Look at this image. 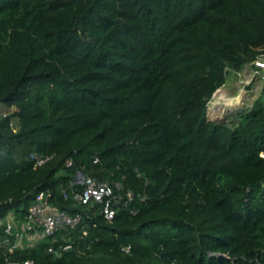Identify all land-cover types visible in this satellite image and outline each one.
I'll return each instance as SVG.
<instances>
[{
    "label": "trees",
    "instance_id": "obj_1",
    "mask_svg": "<svg viewBox=\"0 0 264 264\" xmlns=\"http://www.w3.org/2000/svg\"><path fill=\"white\" fill-rule=\"evenodd\" d=\"M260 52L264 0H0V218L39 190L81 213L0 264H264V75L234 122L206 117Z\"/></svg>",
    "mask_w": 264,
    "mask_h": 264
},
{
    "label": "built area",
    "instance_id": "obj_2",
    "mask_svg": "<svg viewBox=\"0 0 264 264\" xmlns=\"http://www.w3.org/2000/svg\"><path fill=\"white\" fill-rule=\"evenodd\" d=\"M250 63L253 64L255 69L264 68V52L258 53ZM30 157L33 159L34 165H40L50 155L31 154ZM66 163H69V161L67 160ZM72 183H77L80 186L79 191L72 193L74 199L83 204L99 203L101 206L100 212L104 218L109 219L113 216L114 203L118 201V197L112 192L107 181H99L90 175L77 171ZM49 195L48 190H39L22 216H18L9 210L0 218V227L3 232L0 247H4L8 253H11L15 248L32 246L45 236L52 235L57 229L72 227L79 222L81 217L79 211L69 213L56 209L50 202ZM63 197H65L64 194ZM47 250L53 251L52 246H48ZM4 260L7 264H32V260L28 258L17 260L4 256Z\"/></svg>",
    "mask_w": 264,
    "mask_h": 264
},
{
    "label": "rangeland",
    "instance_id": "obj_3",
    "mask_svg": "<svg viewBox=\"0 0 264 264\" xmlns=\"http://www.w3.org/2000/svg\"><path fill=\"white\" fill-rule=\"evenodd\" d=\"M263 75L264 68L255 69L251 63H245L236 73L228 74L223 84L212 92L207 101V119L228 124L234 122L236 112L248 107L259 95ZM13 109V106L6 107L0 103V117L9 114ZM10 125L16 127L15 117L11 116Z\"/></svg>",
    "mask_w": 264,
    "mask_h": 264
},
{
    "label": "bare ground",
    "instance_id": "obj_4",
    "mask_svg": "<svg viewBox=\"0 0 264 264\" xmlns=\"http://www.w3.org/2000/svg\"><path fill=\"white\" fill-rule=\"evenodd\" d=\"M225 97V96H224ZM226 98V97H225ZM217 100V99H216ZM221 100V99H220ZM226 101H228V100H226ZM221 102V101H220ZM225 103V102H224Z\"/></svg>",
    "mask_w": 264,
    "mask_h": 264
},
{
    "label": "water",
    "instance_id": "obj_5",
    "mask_svg": "<svg viewBox=\"0 0 264 264\" xmlns=\"http://www.w3.org/2000/svg\"><path fill=\"white\" fill-rule=\"evenodd\" d=\"M207 120H209V119H207ZM209 121H212V120H209ZM80 173V172H79Z\"/></svg>",
    "mask_w": 264,
    "mask_h": 264
}]
</instances>
